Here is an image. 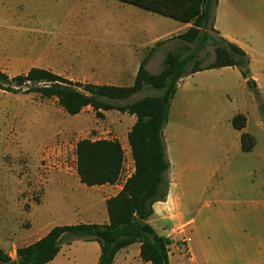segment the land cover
I'll return each instance as SVG.
<instances>
[{"label": "rangeland", "instance_id": "rangeland-1", "mask_svg": "<svg viewBox=\"0 0 264 264\" xmlns=\"http://www.w3.org/2000/svg\"><path fill=\"white\" fill-rule=\"evenodd\" d=\"M234 7L230 26L256 60L258 95L264 102V0H236ZM182 24L119 0H0V70L14 75L31 66H51L81 73V67L107 69L112 60L122 59L128 72L122 83H129L134 62L149 52L150 70L146 69L153 74L163 69L169 51L177 52L183 62L178 73L212 63L219 35L208 26L206 32L212 37L185 43L176 31ZM184 45L190 50L183 51ZM160 91L145 84L125 101ZM241 97L244 101L239 98L238 104L247 111L248 131L256 151L264 155V125L259 123L264 124V113L251 89ZM86 108L79 115H69L54 97L0 89V247L12 259L16 247L38 239L54 225L81 217L75 210L74 190L60 184V172L73 170L76 142L125 136L129 124L117 111L98 118L91 107ZM123 147L126 176L133 160L127 142ZM255 160L260 169L264 167V161L256 158L250 159L251 164ZM256 171L243 175L237 184L264 182ZM69 248L70 256L76 257L75 262L69 259L70 264H90L92 248L80 240ZM168 248L173 253L174 248ZM177 250L185 253L186 247L180 244ZM51 264H60V255Z\"/></svg>", "mask_w": 264, "mask_h": 264}, {"label": "crops", "instance_id": "crops-1", "mask_svg": "<svg viewBox=\"0 0 264 264\" xmlns=\"http://www.w3.org/2000/svg\"><path fill=\"white\" fill-rule=\"evenodd\" d=\"M235 3L236 0H217L212 25L222 37L248 54L251 76L259 89L256 60L248 47L234 37L230 26L234 21ZM182 23L176 29L180 33L191 25ZM110 49V54H113ZM143 57L134 62L129 83H122L128 74L125 69L127 63L123 64L122 59L119 62L112 60L107 69L81 67V73L69 68L40 67L71 80L129 86ZM150 60L146 63L148 70ZM248 90L245 79L233 66L197 70L181 77L177 84L162 127L169 161L166 196L152 203V213L147 219L158 235L172 240L169 246L174 250L173 253L168 251L169 264H264V182L260 179L237 184L243 175L256 170L261 178L264 176V167L260 169L257 160L252 164L250 161L253 158L260 159L261 163L264 161V155L256 151V141L251 150L241 149L240 134L250 132L247 111L238 102L239 98L244 101L241 94ZM111 111H117L120 118L127 119L129 127L125 136L121 139L103 135L93 139L116 138L124 150L123 142H127V132L135 116L112 109L102 111L103 117L108 118ZM237 113L244 114L246 119L241 130L232 125V118ZM259 123L264 125L261 121ZM75 166L76 163L71 172H60V184L74 190L75 210L81 215L77 222L107 223L106 199L121 189L123 179L113 184L88 186L80 182ZM132 171L133 164L126 176ZM75 241L79 240L62 243L55 257L45 264L53 263L59 255L60 264H70V258L75 262L76 257L67 252ZM80 241L92 248L90 264H96L99 244L94 240ZM180 244L186 247L185 253L177 250ZM139 251V242L130 243L115 253L112 264H151L140 258Z\"/></svg>", "mask_w": 264, "mask_h": 264}, {"label": "trees", "instance_id": "trees-1", "mask_svg": "<svg viewBox=\"0 0 264 264\" xmlns=\"http://www.w3.org/2000/svg\"><path fill=\"white\" fill-rule=\"evenodd\" d=\"M119 1L180 22L191 23L184 32L177 35L185 43L212 37L206 32L209 26L219 35L214 40V61L204 67H194L189 72L178 73L179 65L183 62L177 52L169 51L164 56L163 69L153 74L146 69L149 52L140 60L129 86L71 80L37 66L14 75L0 70V89L13 93H35L45 98L54 97L69 115H75L84 107L90 106L98 118L103 117L102 111L112 109L135 116L127 132L133 160V171L128 176L123 175L124 150L118 139L82 138L75 144V169L80 182L91 186L113 184L123 179L121 189L106 199L108 222L54 225L38 239L16 247L14 259L0 247V262L16 260L18 264H45L55 257L62 243L94 240L100 247L96 264H112L115 253L133 242L140 243L139 255L142 260L151 264H169L168 245L172 240L158 235L147 219L152 213V203L166 196L169 161L162 138V127L167 120L177 80L197 70L236 67L246 85L254 92L259 110L264 113V102L260 100L255 80L251 76L248 54L237 44L222 37L209 24L213 20L217 0ZM190 48L184 45L183 51ZM145 84L161 90L160 93L125 101ZM245 122L242 113H237L232 118V125L239 130L245 126ZM240 143L243 151H249L254 146V138L249 133L242 132Z\"/></svg>", "mask_w": 264, "mask_h": 264}, {"label": "water", "instance_id": "water-1", "mask_svg": "<svg viewBox=\"0 0 264 264\" xmlns=\"http://www.w3.org/2000/svg\"><path fill=\"white\" fill-rule=\"evenodd\" d=\"M0 264H18V263L16 260H12V261L6 262V263L0 262Z\"/></svg>", "mask_w": 264, "mask_h": 264}]
</instances>
